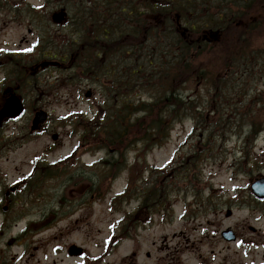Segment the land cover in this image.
Here are the masks:
<instances>
[{"label":"rangeland","instance_id":"1","mask_svg":"<svg viewBox=\"0 0 264 264\" xmlns=\"http://www.w3.org/2000/svg\"><path fill=\"white\" fill-rule=\"evenodd\" d=\"M63 7L62 0H0V105L4 89L12 85L20 87L18 94L26 107L21 118L8 121L0 129V140L6 144L0 153V165L8 180L13 181L28 171L33 157L45 156L53 163L76 149L80 154L69 158V169H59L45 179L39 175L40 194L28 204L30 215L18 220L10 231L25 225L36 228L41 223L40 233L28 239L26 256L16 262L11 259V263L132 264L135 260L130 257L134 255L138 264H263L264 202H257L250 191V180L264 175V116L260 114L257 120H261L262 130L253 140L245 138L249 129L246 121L239 123L233 117V124L239 126L232 136L215 143L216 149L198 158L196 168L190 164L195 150L202 149L206 133L201 124L197 128L196 121L188 117L176 124L169 140L161 146L140 152L138 147L131 148L126 171L114 168L105 177L101 186L104 198L87 193L90 176L105 172L100 165L92 164L107 159L106 150L92 151L85 143L80 146L81 133L68 122L73 113L83 118L84 113L91 116L101 107V80L82 78L75 84L70 78L68 82L62 80L65 77L59 79V75L73 74L68 68H48L34 76L32 69L45 59L41 55L49 52V43L53 49L63 50L68 38L76 33L72 22L63 26L53 23V12ZM68 13L71 21L73 13ZM67 49L72 50V45ZM14 53L17 60L11 61ZM71 54L70 51L65 60L66 67ZM89 88L94 97L86 100L84 94ZM185 91L192 95L198 90L196 85H188ZM204 93L205 90L197 94ZM38 108L49 111L50 118L39 134L31 135L29 127ZM206 118L210 123L212 116L207 114ZM53 133L59 134L56 141ZM211 148L207 145L206 150ZM247 151L257 162H249ZM185 161L190 166H185ZM167 167L165 175L169 179L175 173L181 179L175 181L178 189L172 191L168 209L151 217L139 215V228L108 252L120 221L126 214L135 213L141 202L137 199L122 204L116 200L113 206L112 198L128 187L131 177L149 186L159 182L161 176L156 168ZM229 209L234 211L231 217L226 215ZM47 221L49 226L42 229ZM229 228L237 234V242L222 238L221 232ZM70 245L82 248L83 254L73 251L69 255ZM34 247L40 248L35 251Z\"/></svg>","mask_w":264,"mask_h":264},{"label":"trees","instance_id":"2","mask_svg":"<svg viewBox=\"0 0 264 264\" xmlns=\"http://www.w3.org/2000/svg\"><path fill=\"white\" fill-rule=\"evenodd\" d=\"M62 1L73 13L68 22L76 33L67 37L72 50L67 45L64 51L53 49L49 43L47 54L55 52L65 62L71 51L74 72L68 78L75 84L82 78L101 80L104 98L91 120L85 115L70 121L81 133L80 146L106 150L107 159L100 164L105 172L91 175L86 183L89 195L103 198L105 177L111 169L127 168L131 148L140 152L161 146L188 117L206 133L200 138L202 149L193 155L194 168L198 158L216 149L215 143L232 136L239 126L233 117L246 121V139L261 132L257 117L264 116V0ZM188 85H196L197 93L205 90L204 96L185 93ZM206 144L213 149L206 150ZM246 157L257 162L250 151ZM166 171L156 170L161 178L150 186L131 177L113 204L140 199L142 212L167 210L172 191L178 189L175 181L181 179L176 173L169 179ZM138 220L127 214L113 243L132 234Z\"/></svg>","mask_w":264,"mask_h":264},{"label":"flooded vegetation","instance_id":"3","mask_svg":"<svg viewBox=\"0 0 264 264\" xmlns=\"http://www.w3.org/2000/svg\"><path fill=\"white\" fill-rule=\"evenodd\" d=\"M6 122L7 120L0 122V129L3 128ZM4 143V140H0V153L6 146ZM42 166L41 159L34 158L30 161L28 172L19 175L14 181H9L8 174L4 172L0 165V264H12L11 259H15L16 262V260L24 258L29 250L28 239H32V235L36 236L40 233L41 223H38L40 226L36 228L34 225L29 227L25 225L18 231L15 228L11 231L10 229L18 224V220L24 219L29 214L27 212L28 204L40 194L38 177L43 168ZM59 167L62 169L64 165L60 164ZM55 214H57L56 211H53L52 216H55ZM49 224L50 221L45 222L42 229H47ZM68 247H73V245ZM39 248L34 247V250L38 251ZM132 264L138 263L135 260Z\"/></svg>","mask_w":264,"mask_h":264},{"label":"water","instance_id":"4","mask_svg":"<svg viewBox=\"0 0 264 264\" xmlns=\"http://www.w3.org/2000/svg\"><path fill=\"white\" fill-rule=\"evenodd\" d=\"M49 63L44 62L42 66H47ZM91 90L86 93V96H91ZM23 104L21 98L15 94H12L6 101L2 111L0 112V120H3L6 117H16L23 111ZM47 112L44 110L37 111L34 117L32 130H36L39 128V125L47 119ZM57 138V135L54 136ZM251 190L256 195L257 198H264V177L256 178L251 184ZM232 215V210L227 212V216ZM223 236L227 241H235L236 236L234 232L229 229L223 232Z\"/></svg>","mask_w":264,"mask_h":264}]
</instances>
